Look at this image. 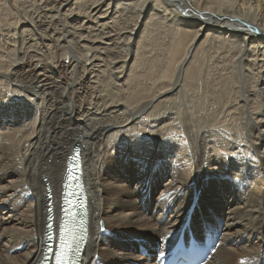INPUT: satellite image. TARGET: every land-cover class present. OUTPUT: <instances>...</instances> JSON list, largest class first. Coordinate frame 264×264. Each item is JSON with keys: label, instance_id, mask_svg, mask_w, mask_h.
<instances>
[{"label": "bare ground", "instance_id": "bare-ground-1", "mask_svg": "<svg viewBox=\"0 0 264 264\" xmlns=\"http://www.w3.org/2000/svg\"><path fill=\"white\" fill-rule=\"evenodd\" d=\"M226 1L0 0V264H40L75 146L83 264H153L191 209L206 264L264 263V0Z\"/></svg>", "mask_w": 264, "mask_h": 264}, {"label": "rangeland", "instance_id": "rangeland-1", "mask_svg": "<svg viewBox=\"0 0 264 264\" xmlns=\"http://www.w3.org/2000/svg\"><path fill=\"white\" fill-rule=\"evenodd\" d=\"M253 1H254V0L251 1L252 3H254V4H252V6H251V2L249 3V5H247V7H251V8H249L250 11H251L250 13H252V11L255 9V5L257 6V3H256V2H253ZM226 2H227V4L233 3V6H231V7H232V9H233L236 13L239 12L238 14H242L243 11L246 13V10L244 9V6H238V5H237L238 0L236 1L237 3H236L234 0H231V1H230V0H227ZM228 2H229V3H228ZM234 2H235V3H234ZM262 4H263V3H262ZM262 4H260L259 6H261ZM231 5H232V4H231ZM179 7H180V6H179ZM237 7H238V8H237ZM253 7H254V8H253ZM261 7H263V9H264V4H263ZM261 7H259V10L262 9ZM246 9H247V11H248V8H246ZM251 9H252V10H251ZM259 10H258V11L255 10V11H256L255 13H257V12L259 13ZM235 12H234V13H235ZM258 13H257V18H256V19L260 18V14H258ZM260 13H262V12L260 11ZM263 14H264V12H263ZM242 15H243V14H242ZM237 17H238L239 19L244 20L243 17H241L240 15H238ZM258 23H260V24H258ZM258 23H256V22L253 21V20H252V22H251V24H253V26H254L255 28H257V29H259V30L262 31V30H263V28H262V24H261V22H258ZM99 224L101 225V229H102V227H103V226H102L103 223L99 222Z\"/></svg>", "mask_w": 264, "mask_h": 264}, {"label": "snow or ice", "instance_id": "snow-or-ice-1", "mask_svg": "<svg viewBox=\"0 0 264 264\" xmlns=\"http://www.w3.org/2000/svg\"><path fill=\"white\" fill-rule=\"evenodd\" d=\"M80 239L82 240L83 237H81ZM76 244H77V250H78V248H79V241H76ZM57 259H59V258H57Z\"/></svg>", "mask_w": 264, "mask_h": 264}]
</instances>
